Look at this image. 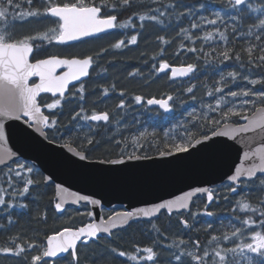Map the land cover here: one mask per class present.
<instances>
[{
  "label": "snow or ice",
  "instance_id": "obj_1",
  "mask_svg": "<svg viewBox=\"0 0 264 264\" xmlns=\"http://www.w3.org/2000/svg\"><path fill=\"white\" fill-rule=\"evenodd\" d=\"M25 2L27 11L21 10L19 0H0V121L23 120L29 127L35 126L45 139H49V133L45 132V129H49L52 139L65 140L62 147L78 157V161L73 163L87 161L93 166H128L130 161L153 160L154 157L148 155L149 151H155L160 158L186 159L194 154L192 150L199 152L214 145L239 155L233 161L231 174H226L227 183L221 190L190 188L180 195L161 199L148 206L113 211L106 220L101 217L99 223L93 219L75 229L65 227L56 230L39 243L35 240L19 242L22 238L17 235L10 239L11 246L0 247V254L21 258L24 264H81L78 243L80 247L94 251L90 248L91 244L99 246L101 239L110 240L117 231L129 226L130 222L145 220L149 225L147 231L152 236L151 244H133L130 251L112 246L96 255L104 258L106 253L113 258H124L123 264H264V0H226L223 7L212 11V18L202 14L209 10L203 3L198 6L189 5L183 0H169L166 4H161L160 0H100L99 3L96 0H36L35 7L34 0ZM156 4L160 6H151ZM133 8L136 11L126 19H121ZM185 19L189 21L188 27L181 26ZM48 20L52 26L45 30L23 35H17L15 31L17 24L39 25ZM145 22L159 26L162 30L179 28L177 36H182L192 46L181 42L174 53L176 57L181 52L193 53L197 60H203L214 68L218 64L233 61V70L218 72L219 79L212 86L205 85L206 95L212 98V102L202 104L207 111L197 117L196 109L193 108L188 113L189 117H193L191 128L184 127V134H177L174 138L166 132L164 135L168 139L162 147L156 144L145 147L140 143L148 136L146 131L133 136L130 143L127 137L115 140L114 135L108 134L115 116L109 111L87 107L86 82L82 78H90V68H94L96 60L108 49H102L95 58L93 55L60 58L58 54L40 58L51 46L73 47L70 42L87 43L89 38L120 37L110 45L113 50L137 45L138 37L143 35L142 30L146 27ZM208 28L212 30H206ZM128 29L133 30L131 34L119 31ZM229 30L234 40L245 41L247 46L239 51L234 46H228ZM201 31L204 33L202 36L197 34ZM249 38L255 42H250ZM156 39L161 45L170 46L173 42L164 35ZM197 41H201L199 48L195 46ZM217 43L220 50L213 46ZM205 44L209 45L210 50H205ZM165 51L161 47L151 57L155 74L164 73L170 80L188 78L191 81L197 78L196 63L173 66L163 59ZM213 61H218V64ZM58 69L66 70L57 74ZM107 71V68H100L97 76H106ZM139 71L136 69L129 75L135 76ZM34 77H38L39 82H35ZM73 82H78L79 86ZM70 84L74 90L69 89ZM230 85H234L235 90ZM195 88L197 84L192 83L185 91L192 94ZM225 88L229 90L225 92ZM115 91L116 84L113 83L103 87L101 96L107 97ZM42 93H51L56 98L47 103L41 97ZM119 95L121 99L116 108L124 110L130 107L125 102L124 91H120ZM165 96L160 99L150 98L146 103L158 105L169 112L172 110L170 102L175 97L171 94ZM192 98L195 99V96ZM133 99L137 104L143 103L141 95H135ZM41 103L49 110L48 114L42 111ZM66 105L75 107L67 113L70 116L69 123L61 125L58 118L66 115ZM251 109L255 111L250 117L248 113ZM116 123L120 121L116 120ZM4 129L5 124L0 122V142L5 140ZM113 142L119 148L116 158L106 153L102 157H94L93 154L102 144ZM129 147L131 151H128ZM33 171L32 167L20 162L16 153L8 149L0 151V216L6 217L8 226L15 223L12 209L29 207L20 198L28 196L30 188L39 184L31 175ZM49 179L44 178V182L47 183ZM55 187L56 196L60 197V202L54 205L56 212L65 211L64 205L69 198L72 203L101 204L100 200L68 192L60 185ZM230 196L241 197L235 200L232 208L236 223L230 218L227 225L222 224L220 229H215L208 222L205 231L211 229L220 234L210 233L204 244L199 238L192 239L189 236L188 240L184 239L185 234L194 230L198 216L215 215L208 210L209 205L221 199L229 201ZM199 197H206L203 210L193 212L194 198ZM237 213L244 214L243 218ZM165 214L169 218V228L172 227L174 215L181 228V232L174 234L170 241L157 223L160 216ZM86 215L94 218L96 214L89 210ZM40 217L47 221L46 213H41ZM225 227L230 231L224 232ZM0 229L7 230L6 225L0 224ZM161 238L169 242L162 244ZM161 248L169 253L168 257L160 256ZM29 253L34 254L29 257ZM85 259H88L87 255Z\"/></svg>",
  "mask_w": 264,
  "mask_h": 264
},
{
  "label": "trees",
  "instance_id": "obj_2",
  "mask_svg": "<svg viewBox=\"0 0 264 264\" xmlns=\"http://www.w3.org/2000/svg\"><path fill=\"white\" fill-rule=\"evenodd\" d=\"M19 2L22 4L21 10L27 11L28 6L25 0H19ZM64 2H67V0H64ZM96 2L99 3L100 0H96ZM109 2H111V0H109ZM168 2L169 0H160L161 4H166ZM183 2L196 6L203 3L209 8V10L203 12L202 14L212 18V11L219 10L223 7L226 0H183ZM35 6H37L36 0H34V7ZM151 6L159 7L160 5L156 4ZM134 11H136L135 8L129 10L123 17H121V19H126L127 16L131 15ZM145 24L146 27L142 30L143 35L138 37V44L130 45L122 50H113L110 47V45L120 37L106 36L102 39H90L87 43L80 42L73 44V47L51 46L42 53L40 58H45L46 56L52 54H58L60 57L64 58H72L73 56L76 58H83V55H93L95 58L96 54L101 52L102 49H108V51L104 53L100 59L96 60L94 68H91L90 78L85 80L87 89V107L89 109L95 107L98 111H109L110 114L115 116L111 129L108 133L109 136L114 135L115 140H122L124 137H127L128 142L130 143L133 136H138L140 132L146 131L148 136L144 140H141L140 143H143L145 147L152 144L162 147L163 143L167 142L168 139L164 135L166 132L170 133V136L174 138L177 134H184V127L191 128L193 117H189L188 113L192 111L193 108L196 109L195 116L197 117L207 111L206 108L202 107V104L212 102V98L206 95L207 88L205 85L212 86L214 81L219 79V75L217 74L218 72L224 71L226 73L227 71L233 70L231 67L233 61L225 62V64H218V61H213L214 64H218V67L214 68L205 64L203 60H197L196 55L193 53L181 52L180 56L176 57L174 53L178 50L181 42L192 46L189 41L183 40L182 36H177L179 28L177 27L175 30H162L159 26L152 25L148 22H145ZM175 24L176 21L173 19V25ZM137 25H139V21H137ZM50 26H52L50 20L39 25L35 23L23 25L17 24L15 31L17 35H23L35 33L37 30H45L46 27ZM181 26L188 27L189 21L185 19ZM206 30L211 31L212 29L208 28ZM119 31H127L131 34L133 30L128 29ZM197 34L202 36L204 33L201 31ZM160 35H164L166 39H172V44L170 46L161 45L156 39V37ZM249 40L250 42H255L252 38H249ZM195 46L199 48L201 46V41H197ZM213 46L220 50V45L218 43ZM228 46H234L235 49L239 51L245 48L247 44L245 41H241L239 39L234 40L229 30ZM161 47L166 49L163 59L167 60L171 65L196 63L198 66V71L196 73L197 78H193L191 81L188 78L185 80H170L164 73H160L159 75L155 74L152 69L153 63H149V60L150 62H153L151 57L154 53L156 54ZM204 48L206 51L210 50L208 44H205ZM100 68H107L108 71L106 76H97ZM136 69L140 70L137 75H129V73H132ZM113 83L116 84V91L114 93L110 92L107 97H102L101 93L103 87H108ZM192 83L197 84V88L194 89V93L190 94L187 93L185 89ZM242 83L246 84V82ZM76 86L78 87L79 84ZM230 87L232 90H235L234 85H230ZM70 90H74L72 86L70 87ZM228 90V88H225V92ZM120 91H124L125 93L124 99L126 104L131 105L124 110H118L116 108V105L121 99L119 95ZM165 94H171L175 97V100L172 102V113L164 114L157 109H149L146 107V99L165 98ZM135 95H141L143 97V103L137 104L133 99ZM193 95L195 96V99L192 98ZM53 99L54 98H46L44 101L50 103ZM101 100H103V102H101ZM41 105L45 107L44 103H41ZM73 107H75V105H66L64 107L66 115L58 118L61 125H67L69 123L70 116L67 115V113ZM254 110L255 109H251L248 115H250ZM48 112L49 110L45 107V113L48 114ZM116 120H119L120 123L117 124ZM46 131L49 133V140L59 144H64L66 142L65 140L52 139L51 131L49 129ZM73 146L75 147L76 145L74 144ZM131 150V147H129L128 151ZM118 152L119 148L113 142L111 144H102L100 149L93 155L94 157H102L103 154L106 153L111 158H116V153ZM148 155L155 156L156 154L155 151H149ZM20 162L26 164L28 167H32L22 160H20ZM33 170L34 171L31 175L39 181V184L30 188V194L28 196L20 198L21 202L27 203L29 207L27 209L18 207L12 209V218L15 223L11 226L7 225V219L5 216H0V224H5L7 229H0V247L11 246L9 243L10 239L17 235L22 238L19 242H23V240H35V242L39 243L45 239L46 235H50L54 231L60 230L64 226H67V224L71 223L68 220H65L67 212L59 216L55 210L54 205L56 201L53 185H45L43 176L39 170L35 168H33ZM222 187L223 185L214 189L221 190ZM229 199H241V197L233 198L230 196ZM221 200L214 202L213 205L208 208L209 211L215 213L213 217H207L205 215L197 217L194 230L184 235L185 240H188L190 236L192 239L199 238L201 243L204 244L209 238L210 233L220 234L219 231L212 232L211 229L205 231V228L207 227V223L211 222L213 224V228L220 229L221 220L223 219L224 224L227 225L230 219L229 217L233 216L232 208L235 206V203L227 205L225 210L220 212L219 202H221ZM251 202L255 203V201ZM204 203V197L194 199L192 211H202ZM226 209H228V211H226ZM80 210L82 211L81 217H84L87 213V208L82 207ZM41 213L47 214L46 222L41 219ZM237 215L243 218L244 214L237 213ZM185 216L187 217V213H185ZM188 218L191 222V218ZM157 223L158 226H160L167 234L169 241L174 238V234L181 232L180 225L177 223L175 216H173L171 221V228H169V218L166 214L160 216ZM77 224L78 222L74 221L71 223L72 226ZM148 228L149 225L146 221H135L123 230L116 232V235H114L110 240L101 239L99 246L91 244L90 248L94 251L81 247V264H93V262H95V264H123L124 258H113L107 256L106 253L104 258H100L96 254L103 252L106 248H110L112 246L121 250L130 251L131 245L133 244H139L140 246L149 245L152 243V236L148 233ZM224 232H226V230H224ZM169 241H165L161 238L162 244L168 243ZM32 254L34 253H29V257ZM85 255H87L88 259H85ZM168 255L169 253L167 251L163 248L160 249L161 257H168ZM0 264H24V260L0 254Z\"/></svg>",
  "mask_w": 264,
  "mask_h": 264
},
{
  "label": "water",
  "instance_id": "obj_3",
  "mask_svg": "<svg viewBox=\"0 0 264 264\" xmlns=\"http://www.w3.org/2000/svg\"><path fill=\"white\" fill-rule=\"evenodd\" d=\"M149 106L159 108L158 105ZM0 122L5 124V140L0 142V151L11 150L18 158H23L37 167L44 178H50L45 184L54 186L55 196V186L60 185L68 192L100 200L99 206L80 202L91 206L96 214V223L100 222V210L103 208L132 210L157 203L161 199L173 198L190 188H211L227 183L226 174H231L233 161H236L239 155L214 145L199 152L192 150L194 154L186 159L156 156L153 160L130 161L128 166H93L87 161L73 163L78 161V157L62 145L45 139L35 126L29 127L23 120ZM228 142L232 143L231 140ZM236 147L239 148L240 145L237 144ZM80 164L86 166L81 167ZM56 199L60 202L59 196H56ZM77 204L72 203L69 198L64 206Z\"/></svg>",
  "mask_w": 264,
  "mask_h": 264
},
{
  "label": "rangeland",
  "instance_id": "obj_4",
  "mask_svg": "<svg viewBox=\"0 0 264 264\" xmlns=\"http://www.w3.org/2000/svg\"><path fill=\"white\" fill-rule=\"evenodd\" d=\"M66 69H62L61 71H59L58 72V74L61 72H63V71H65ZM37 78L38 77H34L33 78V80L34 79H36L37 80ZM113 211H115V210H112V211H107L106 213H104V215L107 217L108 215H111L112 213H113ZM66 218H65V220H68L69 222H78V224L77 225H75V226H72L71 225V223L70 224H67V226L68 227H74V228H76L77 226H81L82 225V220H83V224H85L86 222H89L90 220H91V218H89L87 215H85L84 217H81V215H82V211L81 210H76V211H74V212H71V210L70 209H67L66 210Z\"/></svg>",
  "mask_w": 264,
  "mask_h": 264
},
{
  "label": "bare ground",
  "instance_id": "obj_5",
  "mask_svg": "<svg viewBox=\"0 0 264 264\" xmlns=\"http://www.w3.org/2000/svg\"><path fill=\"white\" fill-rule=\"evenodd\" d=\"M149 27H150V26H149ZM154 38H155V37H154ZM150 54H151V53H150ZM154 54H155V53H154ZM152 55H153V54H152ZM149 56H150V55H149ZM149 58H150V57H149ZM149 63L152 64L153 62H150V60H149ZM147 67H148V66H147ZM147 67H146V68H147ZM149 68H151V67H149ZM123 74H124V73H123ZM126 75H127V74H126ZM151 75H152V74H151ZM123 78H125V77H123ZM50 264H52V262H50Z\"/></svg>",
  "mask_w": 264,
  "mask_h": 264
}]
</instances>
